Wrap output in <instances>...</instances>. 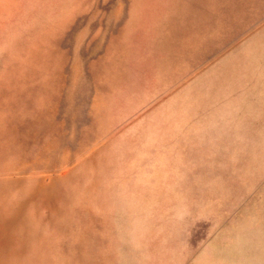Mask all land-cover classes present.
<instances>
[{
  "label": "rangeland",
  "instance_id": "obj_1",
  "mask_svg": "<svg viewBox=\"0 0 264 264\" xmlns=\"http://www.w3.org/2000/svg\"><path fill=\"white\" fill-rule=\"evenodd\" d=\"M0 264H264V0H0Z\"/></svg>",
  "mask_w": 264,
  "mask_h": 264
}]
</instances>
